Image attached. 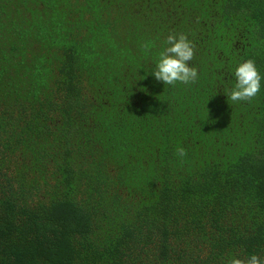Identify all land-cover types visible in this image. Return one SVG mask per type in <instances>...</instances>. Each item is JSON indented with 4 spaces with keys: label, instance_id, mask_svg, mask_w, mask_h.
Instances as JSON below:
<instances>
[{
    "label": "trees",
    "instance_id": "16d2710c",
    "mask_svg": "<svg viewBox=\"0 0 264 264\" xmlns=\"http://www.w3.org/2000/svg\"><path fill=\"white\" fill-rule=\"evenodd\" d=\"M173 33L194 84L150 74ZM249 59L264 0H0V264L264 257V87L223 92Z\"/></svg>",
    "mask_w": 264,
    "mask_h": 264
},
{
    "label": "clouds",
    "instance_id": "9594fccd",
    "mask_svg": "<svg viewBox=\"0 0 264 264\" xmlns=\"http://www.w3.org/2000/svg\"><path fill=\"white\" fill-rule=\"evenodd\" d=\"M195 51V45L186 34H169L150 74L157 83L164 86L196 83L201 71L191 63L195 58ZM231 75L235 82L231 87L224 88L223 92L233 103L251 102L264 87V75L251 59L238 62ZM179 154H185L183 148L179 150ZM228 264H264V257L256 254H251L247 259L232 256Z\"/></svg>",
    "mask_w": 264,
    "mask_h": 264
}]
</instances>
